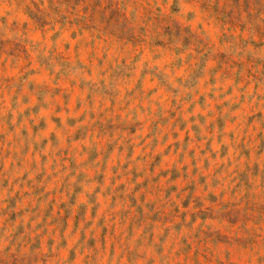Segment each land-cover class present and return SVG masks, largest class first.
Here are the masks:
<instances>
[{
    "label": "rangeland",
    "instance_id": "1",
    "mask_svg": "<svg viewBox=\"0 0 264 264\" xmlns=\"http://www.w3.org/2000/svg\"><path fill=\"white\" fill-rule=\"evenodd\" d=\"M8 246L264 264V0H0Z\"/></svg>",
    "mask_w": 264,
    "mask_h": 264
},
{
    "label": "trees",
    "instance_id": "2",
    "mask_svg": "<svg viewBox=\"0 0 264 264\" xmlns=\"http://www.w3.org/2000/svg\"><path fill=\"white\" fill-rule=\"evenodd\" d=\"M9 248L10 247L8 246L4 250L0 251V264H51L49 262L50 256L46 254L41 256V254H39L38 251L35 252V250L23 253L21 248H17L13 251Z\"/></svg>",
    "mask_w": 264,
    "mask_h": 264
}]
</instances>
